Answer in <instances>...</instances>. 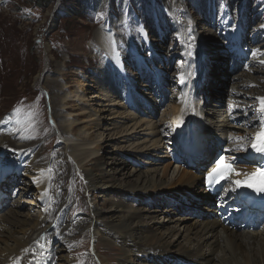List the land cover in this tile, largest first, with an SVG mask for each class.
I'll use <instances>...</instances> for the list:
<instances>
[{
	"label": "bare ground",
	"instance_id": "1",
	"mask_svg": "<svg viewBox=\"0 0 264 264\" xmlns=\"http://www.w3.org/2000/svg\"><path fill=\"white\" fill-rule=\"evenodd\" d=\"M2 1L0 0V3ZM184 1L187 10L184 7L181 11H175L176 7H174L173 9L165 8L160 11L161 28H156L152 31L142 21L139 26H129L127 29L130 36L129 43L125 40L126 33L122 26H120V29L119 26L114 28V34L120 35L121 39H118L115 35L99 31L97 37L103 41L104 45L102 46L105 49H103L105 54L101 56V62H107L108 55H106V52L109 53L111 51L113 41H115L116 53L121 57V65L129 82H131V87L135 88L140 94L145 93L148 98H151L148 100H153L151 103L153 106L152 110L156 109L157 111V109H160L162 102L173 103L174 106L171 107L172 113L168 112L164 115L168 120L181 118V126L174 127L175 130L173 129L174 136L187 138L194 155H196L198 148L195 137L199 138V142L221 137L220 131L216 133V131L214 132L211 129L215 128L216 125V121L213 123L212 120L218 119L221 114L228 119L234 118L232 121L235 125H238L239 121L246 127L252 128L248 129V134L240 127L233 133L239 137L247 134L245 141L241 145L225 146L222 143L223 141L219 140L222 146L216 150V152L222 150L223 153L229 155V160L235 161L234 164L237 166L238 175L236 179H238L242 175L256 169L251 168V156L257 154L259 163L263 160L261 153L252 148V143L258 133L264 132V111H260L258 108L261 106V99H264V72L262 67L258 65L259 63L250 62L247 66L248 68L244 69L246 72L243 75L231 78L229 73L223 68L228 55L222 51L220 55L224 57L222 63L216 62L208 69V78L212 80L205 79V81H202L200 53L205 49L211 48L210 41L227 39V35L223 33L226 30L224 21L227 19L233 21L240 14L235 10L238 0H222L226 2V5L221 14L215 5L209 4L207 0ZM251 1H245V14L241 18L240 24L249 46L264 50V28L259 26L260 18L264 17V6L259 4L256 12L255 9L249 8ZM176 4H178V1ZM202 6H207L209 10L207 14L203 13ZM185 14L189 16L190 20H187ZM230 14L231 17L226 18ZM175 19L187 22L186 33L188 39H194L196 32H198L199 36L207 38L206 42L204 44H189L186 55L174 56L172 49L177 45L175 43L177 40L175 33L179 28ZM189 21H191V24ZM163 22H166L167 26L162 24ZM263 24L261 25L263 26ZM129 45L134 46V49L130 50V52H128ZM145 45H156L157 47L147 64L153 73L159 70L163 75L160 84L151 81V72L144 74L141 71L142 66L137 68L136 71H130L132 69L130 66L134 67L132 62L141 58L140 53L144 54L146 52ZM204 55L206 56V53ZM185 58L190 61L193 68L183 77L180 76L181 78L179 77L177 84H175L173 79L176 78L177 72L181 73L185 68L183 63ZM206 58L210 59L211 62L212 60H217L213 58V55L210 58ZM112 66L115 70V66ZM117 68H119V65H117ZM107 69L112 70L111 66L107 67ZM120 69L118 72H121ZM169 71L171 72L170 75ZM47 72L51 74L53 71L48 70ZM98 75L104 76V80H99L98 82L95 79L97 83L101 84V87H96V82H94L93 90L99 92L103 98L112 99L116 95V90L118 91L120 88L118 84L115 85L114 75L104 72V68ZM250 76L256 80V87L250 86ZM157 79L160 80V77ZM230 80H234V82L240 80V82L235 83V91L231 90L228 92V97L230 96L228 103L230 104L231 101L238 102L240 107L228 106L225 110L211 112L207 108L202 110L200 108L201 105L197 107L194 105L193 101L196 102V98L200 97V94L197 93L200 91L198 87L200 84L204 87L202 90L203 94L209 96L207 99L203 97V101L209 105L207 107H212L209 104L210 100L219 99L222 102L224 98V95L219 93V91L215 92L214 88L218 84L219 86H226ZM43 81H45V84L47 82L50 86L49 88L52 89L49 92L55 90L51 83L52 81L48 82L46 79ZM55 82L57 83V81ZM240 88L247 92L244 91L242 93L238 90ZM177 90L182 92L181 96L175 95ZM165 92L168 93L166 94ZM61 93L59 92V95ZM254 95L258 96L256 100ZM156 96L160 97L158 103ZM77 98L82 100L84 94L78 95ZM65 100L66 97L62 96L57 99L54 98L52 100L54 110L60 109L68 117L69 114L67 113L69 112L75 115L72 111V106ZM115 100L117 98H113L109 102H116L118 105L119 103ZM148 100L146 99V101ZM127 107L130 108V106ZM179 109L181 115L178 116L177 112ZM15 112L19 113L16 110ZM60 117L59 113L55 114L56 119H60ZM163 117H161L162 121ZM74 119L75 121L78 120L77 118ZM20 122L24 123L23 119ZM20 122L19 126H22L23 123L21 124ZM220 123H223V125L219 126L222 128L230 126L226 124V121ZM70 124L72 125L62 130V136L65 137V135H70L74 132L75 124ZM123 133H128L129 135L124 138L132 136L143 138L144 134V138L150 143L146 144L145 139H143V147L134 146L133 152H147L150 149L155 151L159 149L165 150V153L163 152V155L159 158L162 159L161 161H157L155 164L151 162L149 165L157 167H152L154 169L147 172H141L115 156L110 158L109 164L101 163L100 161H104L103 158H92L96 153L93 150L91 152L89 148L88 150H83L82 154H76L73 147L67 144L69 141L67 139H64L65 145L62 148V151L66 153H61L58 150L55 152L61 155L59 158H54L49 153L43 154V160L48 166L50 176H52V168H54L57 173H61L63 181H66L63 173L68 171L69 165L71 166L67 161V157L69 155L75 157L77 159H75V162L84 179L86 195L90 198V194L98 191L107 199L104 203L107 205V211L109 212L108 216L103 215L98 210L93 199H88L89 206H87L84 202L85 196L78 192L82 197V201L77 208L74 207L72 209V214L78 211L81 212V210L86 208L87 211H90V216L74 222L67 220L64 226L54 232L55 226L64 214V209L68 202V194L64 196L59 195V192H55L53 200L48 197L42 190L44 184L40 178L32 177L39 173L40 169H45L39 167L43 160L37 159V155L34 154L36 144L33 142L35 139L32 138H36L37 135L28 132L23 135L20 134L12 116L3 120V128L0 129V163H2V166L0 165V179L5 178V174L9 171L6 165H10V160L18 163L16 169L22 177L17 179V188L25 185L24 180L26 177H31L34 180V185L41 187L40 191L45 206L43 208V217L40 218V215H38L37 217L23 220V214L20 215L15 212L12 214L10 212L25 207V205L20 204L21 196L10 192L11 189H8V182L3 181L0 183V187L7 189L5 191L7 195L0 197V201L3 200L2 205L0 204V211L3 212L4 209H9L11 214L10 218L0 215V264H49L51 253L57 250V243L69 246L73 234L81 233L84 237L90 231L94 242H100L106 248L108 247L104 251L105 255L103 256L104 258L106 257L105 259L103 258L106 262H100V264H107L109 261L113 264H177L179 261L182 264H264V226L257 232H250L245 229L237 230L233 226H231L233 229L226 227L224 221L216 218L218 211L207 208L206 200L209 201V199L201 191L198 192L197 190L198 187L199 190L202 188L203 171L209 165L210 159H213L216 152L212 153L208 147L203 146V152L199 160L196 157L193 159L184 155L172 156L174 149L169 146L170 144H166L165 135L156 128L149 130L148 125L144 124H134L132 128L119 132L118 135L122 136ZM83 135L85 137L79 141L87 142L89 135L86 131L83 132ZM148 137H153L154 139L148 140ZM86 142L83 146L94 144L93 141H89L90 143ZM179 154L181 153L179 152ZM27 159H33V161L29 163V166H22ZM159 163L160 166L158 165ZM63 164H65L64 167ZM89 165H92L94 169L89 168ZM49 173L47 177H49ZM10 184L13 185L12 182ZM58 184L61 186L62 182L59 181ZM19 190H24L25 192L24 188H19ZM0 191L4 193V190ZM26 196L28 197L29 194ZM182 199L187 202L182 207L195 208L190 211V214L194 217L193 220L188 217H178L177 212L183 215V211H179V207L171 208L173 209L172 211L169 209L170 207L165 206L167 201L180 202ZM228 201L230 202L231 198ZM21 203H24V201ZM34 204V202L28 203L30 209L35 207ZM57 217L59 218L57 219ZM60 258L65 262L64 264H75L70 256L62 252Z\"/></svg>",
	"mask_w": 264,
	"mask_h": 264
},
{
	"label": "rangeland",
	"instance_id": "2",
	"mask_svg": "<svg viewBox=\"0 0 264 264\" xmlns=\"http://www.w3.org/2000/svg\"><path fill=\"white\" fill-rule=\"evenodd\" d=\"M102 1L105 2L107 7L100 10L99 13L106 14L105 17L100 20H98L97 15L92 14V11L87 7L89 0H52L51 4L45 10H41L37 7V0H3L1 2L0 129L3 128V120L7 117L11 118L12 116L17 131L20 132V134L23 135L28 132L37 135L36 138L32 139H35V141H33L36 144L34 147V154L37 155V159L39 160H43V154L47 153L54 158H59L61 155L55 153L56 150L61 153H66L65 151H62V148L65 145L64 139H67L69 140L67 144L73 147L76 154H82L83 150H88L89 148L91 152L94 151V153H96L92 158H103L104 161H100L101 163L109 164L110 158L115 156L130 164L131 167L137 168L141 172H147L153 170L154 168L152 167H157L149 165L151 162L155 164L157 161H161L162 159L159 158L163 155V152L165 153V150L162 151L159 149L155 151L150 149L147 152H133L132 150L135 148L134 146L143 147L144 143L142 140L145 139L144 134L142 133L143 138L133 136L130 138H124L129 136L128 133H123L122 136L118 135V133L126 129L129 130L134 124L148 125L149 130L156 128L165 135L166 144H170L169 146L174 149L172 156H176L178 150L175 145L176 137L173 133V129L176 127V119L168 120L164 115L168 112L172 113L173 110L171 107L174 105L172 102H165L160 109H157V111L156 109H154L155 111L152 110L153 106H150L148 103H152L153 100H148L151 98H148L145 93L140 94L137 91H134L123 72L119 74L120 94L119 96H112L114 99L117 98L115 101L119 103L118 105L116 102H109L113 100V98H103L99 92L93 90L92 86H94V82H96L95 79L98 82L99 80H104V76H100L98 73H101L104 68V72H109L113 75L118 72L119 68H117V65L120 63V58L117 56L118 53H116L117 50H115V41H113L111 51L109 53L106 52V55H108L107 62H101V56L105 54L102 46L104 43L97 37V33L101 31L110 35H115L114 28L119 26L120 29V26H122L126 33L125 40L129 43L130 37L127 31L129 26H137L139 22L142 21L152 30L154 27L161 25L159 24L161 17L160 11L165 8L173 9L174 7H176L175 11H181V9L185 7V1ZM177 1L178 4H176ZM245 1L246 0H238V3L235 5V10L240 13L236 19L233 21L231 19L224 21L226 30H224L223 33L227 35V39L210 41L211 48L208 50L205 49L200 53V63L202 64L203 76L202 81L209 79L208 69L212 64H215L216 62L222 63V60L224 59L223 56H220L222 51L228 55L226 62L223 64V68L229 73L231 78H237L243 75L244 72H246L244 69L248 68L247 66L250 62L259 63L258 65L262 67V71L264 72V50L249 46L240 24V20L245 14ZM207 2L215 5L220 14L224 11L226 2L222 0H207ZM259 4L264 6V0H252L249 4V8L255 9L257 12V6H259ZM185 9L187 10L186 7ZM201 9L204 14L209 12L207 6H202ZM185 16L187 17V20H190L187 14H185ZM230 17L231 14L226 16V18ZM175 21L180 27L175 35L179 36L178 39L184 38L183 42H181L183 49L179 46L172 49V54L177 56L181 53H186L185 30L187 29V22H185V20L177 19H175ZM259 22V26L264 28V25H261L264 23V17L260 18ZM162 24L167 26L166 22H163ZM211 25L213 24L211 23ZM115 36L118 39H121L120 35ZM206 39L205 36H199L198 32H196L194 40L191 42L204 44ZM214 42H216L215 45H213ZM131 49H133V46L129 45L128 52ZM145 49L147 54H141V58H139L141 60L137 63L139 68H141V65H145L146 68H142V72L150 70L146 63L151 60L150 53L156 50L157 47L145 46ZM205 53L206 56L204 55ZM212 55L213 58L217 60H212L211 62L210 59L208 60L206 58H210ZM143 56L144 58L142 59ZM183 63L185 64V68L181 73L177 72L176 78L173 79L175 84L178 82V78L186 75L187 70L192 67L187 59L183 60ZM112 65L115 66V70ZM134 65H136V63H134ZM110 66L112 69L111 71L107 69V67ZM48 70L53 72L49 74L47 72ZM170 74L171 72L169 75ZM162 76L163 75L159 70H156L155 73L151 71L150 79L151 81L160 84ZM158 77H160V80L157 79ZM249 78L251 80L250 86L256 87V80L252 79L251 76ZM44 79L48 82L52 81L51 83L55 90L49 92V90L52 89L49 88L50 86L47 82V85L45 84V81H43ZM55 81H57V83ZM236 82H240V80L235 82L234 80H230L227 84L228 86H219L218 84L214 88V90H216L215 92L219 91V93L224 95V98L222 102L219 99H216L215 101L210 100L209 104H211L212 107H207L209 105L203 101V97L207 99L209 96L203 94L202 90L204 87L200 84V87H202L200 88V92H198L200 97H198L196 102H193L196 107L201 105L200 108H202V110L207 108V110L211 112L225 110L228 106L240 107V103L238 102L231 101L230 104L228 103L230 101L228 92L236 90ZM95 86L99 88L101 87V84L96 82ZM238 90L242 93L246 91L241 88ZM59 92H62L61 95H59ZM128 92L130 94H128ZM180 92L181 91L177 90L175 95H180ZM165 93L167 94L168 92ZM83 94L84 98H82V100L77 98L78 95ZM59 96L66 97L65 101H68L70 106H72V111L75 115L72 112H69L67 113L69 114L68 117V115H64L60 109L57 111L54 110L52 100L54 98L57 99ZM128 96H132V98L127 99ZM257 97L254 95L255 100ZM146 99L148 101H146ZM156 101L158 103L160 97L156 96ZM127 106H130V108ZM15 110L19 113L24 111V113L17 114ZM179 112L180 111L177 112V115H179ZM57 113L61 116L60 119L55 118V114ZM161 117H163V121L161 120ZM74 118H77L78 120L75 121ZM21 119H23L25 123L20 122ZM232 120H234V118L228 119L222 114L218 119L212 120L213 123L216 121V125L215 128L211 129L214 132L216 131V133L217 131H220L221 135L226 134L225 138L228 140V145L242 143L247 137L249 132L248 129H252L241 124L239 121L238 125H235ZM222 121H226V124L230 126H228V128L219 127L223 125V123H220ZM19 122L21 124L23 123V125L19 126ZM70 123L75 124L74 132L70 135H65V137L62 136V130L67 126L72 125ZM239 127L243 128L245 133H247L241 135L243 138L233 135ZM84 131L89 135V139L87 142H80L79 140L85 137L83 135ZM149 139L153 140L154 138L148 137V140ZM89 141H93L94 144L91 146H83L85 142L90 143ZM145 141L146 144H150L146 139ZM214 144V141H212L211 147H213ZM75 159V157L70 155L67 157V161L72 167L69 165L68 171L63 173L66 181L61 179V173H57V170L52 168L53 179L51 186L53 189H58L57 192H59V195L66 196L68 194V202L64 211L65 214L70 215L72 208H77L80 205V202L82 201L81 195L83 194L85 196L84 202L87 206H89L88 199H93L98 210L103 215L108 216L109 212L107 211V205L104 203L107 199H105L102 194L96 191V193L90 194V198L86 195L87 191L85 189L84 179ZM32 161L33 159H27V166H29V163ZM10 163L13 167L18 166V163ZM158 165L160 166V163ZM64 166L65 164H63V167ZM39 167L45 169H40L39 174L33 177L35 178L41 175L40 178L45 179L46 171L48 169L46 162L43 160V163L41 162ZM88 167L93 168L92 165H89ZM59 181L62 182L61 186L58 184ZM24 183V189L30 194V197L25 196L26 192H24V190L21 191L20 204L25 205V207H22L21 205V209L19 208L10 212L12 214L14 212L19 213L20 215L23 214V218L21 216L23 220L37 217L38 215H40L41 218V206L37 201V198L38 200L40 198V192L37 190V187L34 186L30 177H26ZM197 190L199 192V187ZM78 192H80L81 195ZM22 201H24V203H21ZM29 202H34L35 207L30 209L28 206ZM130 205L133 204L131 203ZM171 210L173 211V209ZM90 214V211H87L85 208V210H81L80 213H77L74 218L77 220L85 219L90 216ZM177 214L180 218L188 217L192 220L194 219L191 216H184L186 214L183 213V215L178 212ZM0 215H5L9 218L11 216L9 209L4 210ZM107 248L100 242H94L91 231L84 237L81 233L73 234L70 246L63 244L58 245V251L70 256L75 264L105 263L106 261L103 260V256L105 255L104 251H106ZM75 253L78 254L75 255ZM60 256L57 258V256L53 254L51 258L52 263L50 264H64L65 262ZM107 264L113 263L109 261Z\"/></svg>",
	"mask_w": 264,
	"mask_h": 264
},
{
	"label": "snow or ice",
	"instance_id": "3",
	"mask_svg": "<svg viewBox=\"0 0 264 264\" xmlns=\"http://www.w3.org/2000/svg\"><path fill=\"white\" fill-rule=\"evenodd\" d=\"M105 15V13H98L97 19H103ZM189 23L191 24V21H189ZM261 110L264 111V99H261ZM175 124L176 127H179L181 125V118L178 117L175 121ZM252 148L259 153H264V132L258 133L256 135L252 143ZM223 161L224 157H220L217 161L216 167H214L210 172H208L207 183L210 187L214 186V184L216 183H219V181L224 178L226 173H231L233 171L231 166L228 164H224ZM256 175V173H253L251 176L245 174L246 179L244 181L235 180L233 181V184L236 186V188H239L243 184L244 186L250 189H254L257 192H264V171L259 173V176L261 178L260 183L253 181L252 177Z\"/></svg>",
	"mask_w": 264,
	"mask_h": 264
},
{
	"label": "trees",
	"instance_id": "4",
	"mask_svg": "<svg viewBox=\"0 0 264 264\" xmlns=\"http://www.w3.org/2000/svg\"><path fill=\"white\" fill-rule=\"evenodd\" d=\"M51 2L52 0H37L36 5L39 9L45 10ZM87 7L92 11V14H97L101 9L106 7V4L102 0H89Z\"/></svg>",
	"mask_w": 264,
	"mask_h": 264
}]
</instances>
